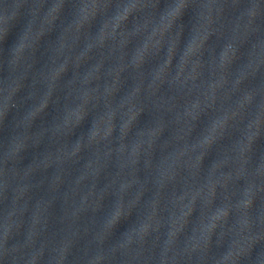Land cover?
Instances as JSON below:
<instances>
[{"label": "clouds", "instance_id": "clouds-1", "mask_svg": "<svg viewBox=\"0 0 264 264\" xmlns=\"http://www.w3.org/2000/svg\"><path fill=\"white\" fill-rule=\"evenodd\" d=\"M10 189L0 264H264V0H0Z\"/></svg>", "mask_w": 264, "mask_h": 264}, {"label": "water", "instance_id": "water-1", "mask_svg": "<svg viewBox=\"0 0 264 264\" xmlns=\"http://www.w3.org/2000/svg\"><path fill=\"white\" fill-rule=\"evenodd\" d=\"M188 19H189V16H186V17H185V22H187ZM57 35H58V32H53V33L48 37V39H50V40H54L53 43H55V38H56ZM13 42H14V37H11V36H10L9 39L7 40V42H6L5 47H10V46L12 45ZM178 55H179V52L177 53V56H178ZM174 63H175V61H174ZM42 66H43V67H42ZM49 66H50V62H49V61H46L45 58L41 57V60H40V62L37 64L36 67H37V68L42 67V68H41L42 71H47ZM49 111L51 112V109H50ZM49 119H50V117H49ZM89 126H90V124L86 123L85 126H84L85 130H87V128H88ZM73 139H75V137H73ZM39 151H43V145L41 146V148L39 149ZM212 158H213V157H209L208 160L205 161V164H206V165L209 164ZM30 161H31V153H28V154H26V158H25L23 164L26 166L28 163H30ZM81 163H83V161H82ZM49 172H51V170H49ZM7 195H8V203L4 206V208H0V213H2L3 211H5V210H7V209H10L11 206H12V205H11V199H12V191H11V189L9 190V192L7 193ZM39 195H40L39 193H35V194H34V196H36V197H39ZM145 199H147V197H146ZM58 207H59V206L57 205V210H58ZM30 211H31V210H30ZM165 231H166V227H165L164 229H162V231H161V235H162V236L164 235V232H165Z\"/></svg>", "mask_w": 264, "mask_h": 264}]
</instances>
